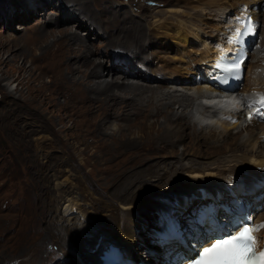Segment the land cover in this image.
I'll list each match as a JSON object with an SVG mask.
<instances>
[{
  "label": "bare ground",
  "instance_id": "6f19581e",
  "mask_svg": "<svg viewBox=\"0 0 264 264\" xmlns=\"http://www.w3.org/2000/svg\"><path fill=\"white\" fill-rule=\"evenodd\" d=\"M17 1H19L20 3L22 2V0ZM45 1L46 0H44V2L41 1L42 3H35L30 7L28 3L25 5L29 12H32V10H35L39 7L42 8V6H46V4L48 5V2ZM116 1L118 2V0ZM126 1H128L130 5H132V10H134V12L136 11L139 13V18L137 17V19H135L136 17L131 14V9L122 11V13L119 14V17H117V11H119V9L114 12L109 9L110 7H114L113 4L116 3L114 0L112 2L108 0L107 3L109 4L107 6H103V12H105V15L103 17L102 15L92 13V9H96V5L92 6L91 4L92 0H51L52 3H57V7H61V11L62 7L65 5V7L69 6L70 8L67 9H71V12L75 14V16L67 14L65 17L66 19L64 18V21L75 20V23H77L78 27H84L87 30L88 34L92 33L96 34L99 38L101 37L103 40L100 46L103 47V49L105 50L104 53L108 57L110 56L111 58L112 54L114 53V51L112 52V50H110L112 44H114L113 42H117L118 44L119 41H121V44H123L122 48L127 49L119 48V50L121 49L120 51H124L127 53V59L130 62L125 67L114 62H112L111 65H106L100 60H93L92 58L88 59V56H93L96 51H93V45L89 44L86 39L82 37L81 34H79V32H77L76 30L72 31L67 27H62L57 30H42L44 29L43 27H47V25L54 26L58 22L62 21L63 19L60 17L44 19L43 22H37L35 25L30 26V29H28L29 26H27V32L34 31V37H32L31 41L28 42L29 45H32L33 43L43 44V48L47 50L56 42L60 43V41H58L59 39L54 37L52 40L50 39L51 41H48L49 39L47 40L46 36L50 34L53 35L55 33H58L60 35L59 37H63L64 41V43H62L63 46L60 47L59 44L57 53H52L49 57L38 56V59H34L35 64L36 62L47 60L49 63L48 70L51 68L52 72H68L69 74L67 79L71 81L72 78H74V71L82 70L85 72V70H83L82 68L86 67V75L83 74L84 72L82 71V73H79L87 77H92L94 81H91V83L93 84H90L88 88L86 87V91L84 89L73 86V82L72 85L64 83L63 85L66 86V90H70V92H66V95L69 96V93L74 94L73 90L75 89L79 90L81 94V96H79L80 98H77L76 96H70L68 97V100H80L79 104H83V106L88 108L89 113H94L93 111L95 110H103L105 112L106 110H110L117 106V108H119L120 114L122 115H119L118 117H123V115H134V117L136 118L139 117V120L143 117H146L147 122H145V124L147 123L146 128H148L147 130L149 134L153 132V129H155L156 127L158 128L157 134L155 133L157 139L155 141L156 144L146 146L147 149L154 150V155L158 151H161L165 148L167 149L169 146L177 143L180 140L182 141L186 137L195 141V144L198 147V152H194L196 154L191 153L190 156L192 157L186 156L187 151L185 150L177 153L174 156L173 160L168 161L169 166H172L175 170H179V175L185 176L182 182V187L179 189L178 186L174 187L173 190L170 191V193L172 194L168 197L171 199V201H173V203H171L173 214H177V217L180 219V221L185 224L186 231H188L191 235L190 238H187V242L196 241L197 239H199L203 241L202 244H206L212 238L213 234L211 235V232H207L205 230V227L211 230H217V227H215L216 210H211V208L208 206L204 207V209L201 211L202 220L204 222L203 225L197 224L190 220V217L192 215L189 212H191L192 209H196V204H198L197 200L209 203L210 200L208 199H211L213 206H218L220 202H222V200H220L219 198L225 197L226 192L228 191V189L226 188V184L234 187L233 191L235 193H239V191L245 193L244 198L248 201L250 210L256 217L253 222H257L259 219H264V211L260 212L264 210V208L260 211H256L257 206L264 202V197L256 199L255 202L253 200L254 196L264 192V106L260 107L255 113H253L251 119L247 121V123H251L252 127L246 129L245 126H240V120H247L244 118L243 111L233 113V115L238 117L236 121H231L221 117L214 119L211 116L212 114H210L209 112L211 106H201L203 104L200 102L201 99L211 102L216 101V98L212 97V95L210 94L213 89L212 87L207 85L206 76L207 73L215 71L213 61L220 54V52H224L225 50L224 46L220 47L217 45L216 47H214L213 43L210 44V41H212V39L214 38L220 41L223 40L224 37H215L220 30H222V32L226 35H228L229 33L233 36L235 35L234 32H231L228 29L229 25L226 26L225 18L229 14L238 11L239 8L247 11H252L254 16L258 18L260 14L259 9L261 8V3L263 0H164V4L167 2L165 8L158 10H154V7L163 8L160 6V0H144L145 6H142V4H139L137 2L132 3L130 2V0ZM177 4H183L182 6L185 7V9L180 8ZM89 5H91L92 9L89 7ZM106 12H108V14ZM15 16H19V14H15ZM77 16L83 17L84 19ZM20 17L22 18L24 17V15ZM98 22L102 23V29L105 32H101L96 26L95 23ZM10 23V21L6 22L7 25H9ZM89 24H91L92 29L88 27ZM112 24L115 25V27L117 28L116 30L110 28ZM109 28L111 30L109 32H106L109 30ZM96 30L100 31L101 34H98ZM215 30H217V32H214ZM168 38L177 42V45H183L181 46V48H179L178 46L181 51L179 53L181 54L163 55V51L165 48L173 49V45L170 43V41H168ZM20 40V38L10 39L8 41L9 43H5V45H8L5 46V50H3L5 52L13 51L12 45H17ZM2 46H4V44ZM117 46H119V44ZM150 47H153V52H151V55L155 54L154 58H151L150 54H148V56L146 55L145 51H147V49H149ZM155 47H161L162 49H155ZM216 48L221 49L218 50ZM167 51L170 50L167 49ZM28 53H30V50L29 52L22 53L20 55L17 53H13L11 54V60L13 62H18V59H20L21 56L28 57L26 56L28 55ZM73 54L75 56L78 55L81 59V62L80 60H78L77 62L79 63H76L74 67L69 66L64 69V63L68 60H71ZM150 58L151 60H149ZM261 58H257L256 61L253 60L254 62H256V64L260 60L259 64L254 66V68H259L260 66V68L256 72H252L254 68L252 69V66H249V74H246V82L243 84L242 91L247 92L253 89L264 88V53L261 54ZM174 59H177L179 62L174 63ZM134 60L135 62L137 61V63L143 65H156L151 69L152 73L158 72L161 73L162 76L154 77L151 75H147L146 73H144V71H142L140 68H138V66L135 65ZM247 60L248 56L243 64H246ZM121 66L124 69H122ZM116 70H118L120 74L122 73L125 76L133 78L140 76L139 80H141L143 83L130 81L129 79L127 80L128 77L125 79L121 76H112V73H114ZM180 74L182 75L177 76ZM197 74L201 75V79L196 76ZM106 75H110L111 78H105L104 76ZM167 78H173V80L169 82L168 80H166ZM168 82L181 86L191 83L196 85V87H193V93L181 91L179 87L171 88L172 86L163 90L164 87L168 86ZM151 83L155 85H152ZM183 88L185 89L187 87L185 86ZM81 90L84 91L81 92ZM120 93L127 94L122 95ZM6 98H9V96H7ZM119 99H125V101L123 100V102H120V104H118L117 101ZM197 100L198 106L200 105L199 108H202L201 110H199L198 115L201 120L198 119L197 123L203 127L218 125L217 130L211 127H199L198 129H196L195 126L192 127L191 131L186 130L189 128V126L186 125L187 121H185L187 114L193 113L192 109L193 106L196 105ZM14 102L15 99L14 101H10L11 104H9V106L12 108L15 107ZM174 103H177V110H174ZM186 107H189L188 112L185 109ZM159 116H163V119L161 121L158 119L154 120ZM204 118L206 120L202 121V119ZM100 119L105 122L107 116L105 115L103 116V118L100 117ZM171 125L172 127H170ZM235 127L237 129L238 127H240V129H238L234 133L231 128ZM244 129L246 130L247 136L244 140H242L239 139L238 136L240 135L241 130ZM122 133L123 130L119 127L118 129L109 132L103 137L108 138L107 136H111V138H113L115 135ZM98 139L96 138V140ZM130 139H132V137L125 139V145L131 143L129 141ZM214 141L217 142V144L209 146L210 144H208V142L214 143ZM135 143L137 144L138 142L133 141L131 145ZM50 144L51 142H39L36 149L38 156L45 157V155L48 154H50L49 157L59 156V154L51 155L54 148L52 146H49ZM112 144L110 145L113 146ZM47 145L49 146V148L47 147ZM141 146L142 147L140 149L145 148V145L142 144ZM206 146L210 147V149L216 148V151H214L216 154L214 153L215 155H212L208 151H206ZM42 149H46L45 153L42 151ZM103 150L105 151L107 156L98 154V156H100L101 158H116L120 155H116V149H112L109 146H106L105 148H103ZM235 152L240 153V158H236L235 164H231L230 161H232V159H229L227 157V154H225L226 156H224V158H221V160L223 161L222 164L221 161L215 162V159H212V157L214 156L215 158H218L221 153H229V155L231 156L232 153ZM64 153L66 154V152ZM137 153L141 152L137 151ZM183 158L187 159L186 164L174 162L175 160H177L178 162L179 159ZM208 159L210 160V162L208 161ZM245 167L248 168L247 173H245L244 175L238 173V169H242ZM255 167H260V170L257 172L256 170H254ZM252 173L253 175H251ZM202 180H204L205 182H203ZM67 181L69 180L64 179L59 182L57 181L55 185L56 189L64 192V195H61V197L58 195V197L63 199L62 203L64 205L62 206L61 210L58 211L59 216L57 222L64 225V231L68 233L67 235H70L71 246L74 245V248H76L77 251L76 253L83 261H88L89 264H124L121 260L130 263L129 257H135L133 249H135L136 251L140 250V252L141 250H144L143 248H140V246L137 244L138 242L141 245L145 244L144 246L151 247L154 251L145 253L147 256L145 261L142 260L140 256L139 258L137 257L135 259V262L138 263L142 262L144 264H176L178 262H181L182 258H184V261L185 259L191 258L192 251H190L189 249H185V246L182 243H179V241L170 242L169 244H167V246L156 243L157 231L155 229L152 230L151 225H154L158 229V223H160V221H169L171 215H167L162 210V208L166 206L164 202L159 203L161 207H159L158 204L154 202L149 204L151 206L145 205L143 203L133 205L132 200L127 198V201L121 206L122 208H126V210L124 209L125 211L123 213H119L118 210H115L114 220L111 223H100L95 219L96 215L94 217L93 211L90 209L93 206L92 203L90 204L89 201V204L82 203L78 201L76 196V198H73L67 195V193L69 192L64 191L67 187ZM186 186H189L187 187V190L185 188ZM135 190L137 191L138 189L135 188ZM195 201L196 203L190 205ZM70 208H73V212H67V210ZM112 208L109 209V215H111L112 212H114V209H116V207H114L113 209ZM145 208H149V211L145 213V216L139 217L140 213ZM156 208L158 209L160 216L159 214L156 215L154 213ZM135 210L140 213L135 215V217L133 218L131 216L133 215ZM209 223L214 224V228L213 225H209ZM255 237L257 248H260L264 240V228L256 231ZM153 238L154 244L151 241V239ZM197 242L199 243L200 241ZM176 252H178L180 256L172 259Z\"/></svg>",
  "mask_w": 264,
  "mask_h": 264
},
{
  "label": "rangeland",
  "instance_id": "374dc122",
  "mask_svg": "<svg viewBox=\"0 0 264 264\" xmlns=\"http://www.w3.org/2000/svg\"><path fill=\"white\" fill-rule=\"evenodd\" d=\"M29 1L30 0H22L20 3L17 0H0V14H2L0 15V264H89L88 261H83L79 258V255L76 253V248H74V245L71 246L70 244V235H67L68 233L64 231V225L57 222L59 216L58 211H60L64 205L62 203L63 199L60 198L61 195H64V192L55 188L56 182L64 179L69 180L66 182L67 187L65 188L66 190H64L69 192L67 195L73 198L76 196L78 201L82 203H92L93 206L90 209L93 211V216L95 217L96 215L95 219L100 223L109 224L114 220L115 210H118L119 213H123L126 210L125 207L122 208L121 206L127 201V198L132 200L133 205L140 203L149 205L154 202L161 207L159 203L162 201L173 203L168 197L172 194L170 191L176 186H178V189L181 188L185 176L179 175V170H175L172 166H169L168 161L173 160L177 153L185 150L187 151L186 156L188 157L191 153L196 154L198 152V147L194 140L186 137L182 141L180 140L167 149L165 148L158 151L154 155V150L147 149L146 146L156 144L155 141L157 140L156 134L158 128L156 127L152 130L153 132L149 134L148 128H146L147 123L145 124V122H147L146 117L140 120L139 117L136 118L134 115H123V117H118L121 114L117 106L105 112L103 110H95L93 111L94 113H89L88 108L83 106V104H79L80 100H68L70 96L80 98L79 96H81V94L79 90L75 89L73 90L74 94L69 93V96L66 95V92H70V90H66V86L63 85L64 83L72 85L73 82V86L86 90L90 84H93L91 83V81H94L93 78L85 76L87 74L86 67L82 68L85 72L82 70L74 71V78H72L71 81L67 79L68 72H52L51 68L48 70L49 63L47 60L36 62L35 64L34 59L38 56L49 57L52 53H57L59 44L60 47L63 46L62 43H64V41L63 37H59L60 35L55 33L46 36V38L47 40L49 39L48 41H51L53 37L58 38L60 43L56 42L47 50L43 48V44L35 43L38 44L35 45L33 43L29 45L28 42L34 37V31L27 32V30L31 28L30 26L35 25L37 22H43L44 19L47 18H62L63 20L54 26L47 25V27H43L41 25L44 28L42 30H57L62 27H67L72 31L76 30L89 44L93 45V51H96L93 56H88V59H97L104 62L106 65H111V63L114 62L125 67L129 64L130 62L126 58L127 53L120 51L121 49L127 48H122L123 44H121V41L118 43L119 46H117V42H113L114 44H112L110 50H112V52L114 51L112 54V56H114L110 58V56L108 57L104 53L105 50L103 47L100 46L103 40L101 37L99 38L96 34L92 33L88 34L84 27H78L75 20L64 21L67 14L75 16V14L71 12V9H67L70 8L69 6L65 7V5H62L61 11V7H57V3L54 4L51 0H46L45 2H48V5L46 4V6H42V8L39 7L29 12L25 4L28 3L30 7L35 3H42L41 1L44 2V0H33L30 1V3ZM110 1L112 2L113 0ZM114 1L116 2L113 4L114 7H110L109 9L113 12L119 9V11H117V17H119L122 11H127V9L132 10V5L126 0ZM160 1V6L163 8L154 7V10L165 8L167 2L164 4V0ZM107 2L108 0H92L91 4L92 6L96 5V9L93 10L91 5H89V7L92 9L93 14L102 15L103 17L105 15L103 6H107L109 4ZM130 2H137L145 6L144 0H130ZM182 5L180 4L179 7L185 9ZM259 11L258 21H260L258 33L256 38L252 41L250 54L245 64L244 78L242 79V85L240 84L241 89L246 82V74H249V66L251 65L253 69L254 66L258 65L260 60L257 64L254 61H256L257 58L260 59L261 54L264 53V0L261 3ZM106 13L108 14V12ZM15 14H19V16H15ZM131 14L136 17L135 19H137V17L139 18V13L136 11L134 12V10H132ZM23 15L24 17L21 18L20 16ZM79 18L84 19L83 17ZM7 21L11 22L9 24L10 26L6 24ZM95 24L101 32H105L102 29L101 22ZM113 24L110 28L116 30L117 28ZM27 26H29V28ZM88 27L92 29L91 24H89ZM110 28L106 32H109L111 30ZM100 31L96 30L98 34H101ZM218 34H216V36ZM13 38H20L21 40L17 45H12L13 51L5 52V46L8 45H5V43H9L8 41ZM168 41L173 45V49L165 48L163 55L181 54L179 53L181 52L179 48L183 45H177L178 43L170 38H168ZM3 44L4 46H2ZM119 48L121 49L119 50ZM159 48L162 49L161 47H155V49ZM167 49L170 51H167ZM29 50L30 53L26 55L28 57L21 56L18 62H13L11 60V54L17 53L20 55L29 52ZM152 50L153 47H150L145 52L147 56L150 54V57L154 58L155 54L151 55V52H153ZM151 58L149 60H151ZM78 60L81 62L80 57L73 54L72 59L65 62L63 68L66 69L69 66L74 67L76 63H79L77 62ZM173 62L177 63L179 61L174 59ZM135 65L147 75L154 77L162 76V74L158 72L152 73L151 69L156 66L154 64L143 65L136 61ZM259 68H254L252 72H256ZM122 69L124 68L122 67ZM81 71L84 72L83 74L85 75H81ZM181 75L182 74L177 76ZM112 76H121L125 79L128 77L127 80L143 83L139 80L140 76L134 78L125 76L122 73L120 74L118 70L112 73ZM104 77L107 79L111 78L110 75ZM166 80L171 82L173 78H167ZM169 82L168 86L164 87L163 90L172 86L171 88L179 87L181 91L193 93V87H196V85L191 83L181 86ZM151 84L155 85L153 83ZM185 86L187 88L184 89L183 87ZM84 90H81V92ZM120 94L126 95L127 93ZM5 95L9 96V98H6L7 96ZM14 99L15 107L12 108L9 104H11L10 101H14ZM123 100L125 101V99H119L117 101L118 104L123 102ZM173 107L174 110H177V103H174ZM199 107L197 100L193 109ZM185 109L188 112L189 107ZM105 115L107 119L103 122L100 117L103 118ZM162 117L163 116H159L154 120L158 119L161 121L163 119ZM197 120L198 119L192 117V114L188 113L185 121H187L186 125H188L189 128L186 130L191 131L193 126H195L196 129L199 127L218 129V125H214L216 127L212 125L200 126ZM247 121L248 120H240V126H245L246 129L252 127L251 123H247ZM119 127L123 130L122 134H117L118 136L115 135L113 138H111V136H107L108 138L103 137ZM170 127H172V125ZM231 129L235 133L240 127H238V129L236 127ZM246 136L247 133L244 129L241 130L238 137L244 140ZM129 137H132V139L129 140L131 143L133 141L138 143L125 145L124 141ZM96 138L99 139L96 140ZM42 141L51 142L49 146L54 148L51 155L59 154L60 157H49L50 154L45 155L46 158L38 156L36 151L37 145ZM142 144L145 145V148L140 149ZM208 144L211 146L217 144V142H208ZM49 146L47 145L48 148ZM106 146L116 149V155H120L116 158H101L98 156V154L107 156L103 150ZM206 147V151L210 154H216L214 152L216 148L210 149V147ZM45 150L46 149H42L44 153ZM62 151L66 152V154ZM137 151L141 153H137ZM225 154H227L229 159H232V161H230L231 164H235L236 158H240V153L235 152L232 153L231 156L229 153H221L218 158L214 156L212 159H215V162L221 161L222 164L223 161L221 158H224V156H226ZM186 160L187 159L183 158L179 159L178 162L177 160L174 162L186 164ZM208 161L210 162L209 159ZM238 170V173L241 175L248 172L247 167ZM254 170L258 172L260 167H255ZM251 175H253V173ZM202 181L205 182L204 180ZM187 187L189 186L185 187L186 190L188 189ZM135 188L138 190L136 191ZM58 195L60 197H58ZM208 200L211 201V199ZM253 200L254 202L256 201L255 196ZM200 202L205 201L197 200V203ZM194 203H196V201L190 205ZM112 206L113 208L116 207V209H114L111 216L109 215V209L112 208ZM197 206L200 207V205H196V207ZM257 207L256 211L262 210L264 208V202ZM156 210L157 208L154 213L157 215L158 213ZM68 211L73 212V208L68 209L67 212ZM148 211L149 208L143 209L141 213L135 210L131 217L134 218L135 215L139 213V217H143ZM164 211L168 212L167 210ZM263 211L264 210L260 212ZM137 244L142 247L139 242ZM30 246H32L33 249ZM134 253L135 257L140 256L144 261L147 258L145 250H141V252L137 250V252L134 251ZM193 254L194 253L191 254V258ZM182 262L183 260L181 263Z\"/></svg>",
  "mask_w": 264,
  "mask_h": 264
},
{
  "label": "snow or ice",
  "instance_id": "6c2138e0",
  "mask_svg": "<svg viewBox=\"0 0 264 264\" xmlns=\"http://www.w3.org/2000/svg\"><path fill=\"white\" fill-rule=\"evenodd\" d=\"M245 32H237L236 41L240 43V37L255 33L251 21L245 22ZM242 61L237 59L231 65V71H238ZM261 106H264V97L261 98ZM264 228V224L254 227H243V229L234 237L227 240H220L212 244L210 248H205L199 253V259L195 264H264V251L257 255L256 237L252 235L253 231H259Z\"/></svg>",
  "mask_w": 264,
  "mask_h": 264
}]
</instances>
